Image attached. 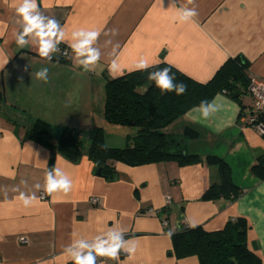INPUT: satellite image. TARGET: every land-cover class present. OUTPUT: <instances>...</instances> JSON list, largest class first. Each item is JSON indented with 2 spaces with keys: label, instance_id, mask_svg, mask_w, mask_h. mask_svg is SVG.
Instances as JSON below:
<instances>
[{
  "label": "crops",
  "instance_id": "0c3cea01",
  "mask_svg": "<svg viewBox=\"0 0 264 264\" xmlns=\"http://www.w3.org/2000/svg\"><path fill=\"white\" fill-rule=\"evenodd\" d=\"M20 3L0 0V264H74L69 245L79 239L92 243L122 229L135 252L121 251L119 261L103 258L98 264H200L195 255H176L169 231L190 223L215 231L240 217L248 223V248L264 264V177L253 169L264 157V136L246 125L251 94L218 93L219 109L209 118H202L196 106L165 129L181 139L186 153L202 158L195 164L113 161L117 174L109 180L97 174L86 155L71 161L25 138L42 119L52 125L54 140L70 126L88 138V148L95 129L102 127L108 147L126 146L136 128L106 121V77L134 71L141 58L152 65L166 62L206 83L228 59L241 56L249 63V77L264 80V0H174L175 6L173 0H37L39 14L59 21L65 33L58 47L68 54L54 53L51 61L38 54L34 38L23 48L16 43L23 30L16 13ZM181 7L195 8L194 22L176 19ZM79 29L100 32L94 47L101 57L92 71L78 65L69 46ZM113 61L116 71L110 75ZM44 67L47 83L35 75ZM188 128L197 136L186 137ZM209 155L229 164L241 189L235 200L202 198L220 182L217 165L205 159ZM54 167L69 174V193H46L45 175ZM20 193L34 194L35 200L26 207ZM92 196L100 197L99 205L91 203Z\"/></svg>",
  "mask_w": 264,
  "mask_h": 264
},
{
  "label": "trees",
  "instance_id": "16d2710c",
  "mask_svg": "<svg viewBox=\"0 0 264 264\" xmlns=\"http://www.w3.org/2000/svg\"><path fill=\"white\" fill-rule=\"evenodd\" d=\"M166 64L170 65L165 62L156 65L163 68ZM248 66V61L241 56L230 58L206 83L198 82L172 66L170 75H175V82L182 81L187 85V92L181 96L175 92H161L153 81L148 80V73L155 71V67L146 71L134 70L116 78L107 76L106 121L112 125L136 128V133L128 137L124 147H108L102 127L95 129L88 148L84 147L81 131L70 126H64L54 140L52 125L42 119L34 121L26 130L25 138L57 150L71 161H78L86 155L97 170L101 169L100 175L109 180L117 174L113 161L131 166L169 160H175L179 165L195 164L202 158L198 154L186 153L181 139L168 134L165 129L191 108L200 106L201 101L211 102L218 93L231 98L249 93L252 78L248 75ZM185 136L194 138L197 132L188 128ZM205 159L209 164L217 165L220 182L210 186L202 198L235 200L241 189L233 181L229 164L214 155ZM253 169L264 177V157ZM247 232L248 223L243 217L230 220L215 231H206L201 226H180L172 234L173 248L180 257L197 256L200 264H262L260 257L248 248Z\"/></svg>",
  "mask_w": 264,
  "mask_h": 264
},
{
  "label": "clouds",
  "instance_id": "9594fccd",
  "mask_svg": "<svg viewBox=\"0 0 264 264\" xmlns=\"http://www.w3.org/2000/svg\"><path fill=\"white\" fill-rule=\"evenodd\" d=\"M193 2L194 0H188L190 4ZM172 6H175L174 0ZM16 13L23 21V30L17 34L16 43L23 48L29 45V38H34L36 41L34 45L38 49V54L41 58L51 61L53 54L61 51L58 45L64 42L65 33L59 21L41 16L37 0H22V3L16 8ZM197 15L195 8L181 7L178 9L176 19L182 23L194 22L193 17ZM45 19H47V23H45ZM117 34L118 32L115 29L111 30V35L115 36ZM99 35V31L85 29H79L72 33L74 42L69 46L75 54L78 65L86 72L94 70L100 60L101 52L94 47ZM150 67H155L156 70L149 72L147 78L153 81L161 92H175L178 96L187 92V85L182 81L176 83L175 75H170L172 72L171 65L166 64L165 67L160 68L141 58L133 70L146 71ZM115 71V61H113V64L109 67L110 75ZM119 74L123 75V72L120 71ZM35 75L38 80L47 83L48 68H41ZM217 97L219 98L220 94H217ZM199 108L201 117L204 119L209 118L210 115L219 109L217 98H214L211 102L201 101ZM35 187L39 189L40 185L37 184ZM72 187L73 181L70 179L69 174L62 169L54 167L46 172L45 191L48 195H52L55 192L67 194L72 190ZM19 199L27 207L35 200V195L26 196L24 193H20ZM194 226V224H189V227ZM175 230H179V225L175 229L170 230L168 234H173ZM124 231L123 229L109 230L100 236H96L92 243H89L86 239H79L69 245L66 251L72 257L74 264H96L97 257L119 261L121 251L131 255L136 250L135 245H132L131 241L123 238Z\"/></svg>",
  "mask_w": 264,
  "mask_h": 264
},
{
  "label": "built area",
  "instance_id": "2783aa9c",
  "mask_svg": "<svg viewBox=\"0 0 264 264\" xmlns=\"http://www.w3.org/2000/svg\"><path fill=\"white\" fill-rule=\"evenodd\" d=\"M59 53L61 56L66 57L68 51L66 49H62ZM248 91L253 97V104L251 106L250 114L246 117V125L255 128L264 136V80L252 78L248 87ZM41 198L45 199L46 194H42ZM90 201L93 205H99L100 197L92 196ZM166 202H170L169 196L166 197ZM163 224L167 225L168 222L164 220ZM20 242L25 243L26 238L21 237ZM125 254L128 255L127 253ZM103 258L105 257H99L96 261V264H98Z\"/></svg>",
  "mask_w": 264,
  "mask_h": 264
},
{
  "label": "rangeland",
  "instance_id": "374dc122",
  "mask_svg": "<svg viewBox=\"0 0 264 264\" xmlns=\"http://www.w3.org/2000/svg\"><path fill=\"white\" fill-rule=\"evenodd\" d=\"M126 132H128L127 129H126ZM112 133H113V132H112ZM108 134H109V133H108ZM113 134H114V133H113ZM81 138H82V141H83V143H84V147H86V146H85V143H86L85 141L88 140V138H87V137H81Z\"/></svg>",
  "mask_w": 264,
  "mask_h": 264
},
{
  "label": "water",
  "instance_id": "95a60500",
  "mask_svg": "<svg viewBox=\"0 0 264 264\" xmlns=\"http://www.w3.org/2000/svg\"><path fill=\"white\" fill-rule=\"evenodd\" d=\"M97 174H98V175L101 174V169H98Z\"/></svg>",
  "mask_w": 264,
  "mask_h": 264
}]
</instances>
